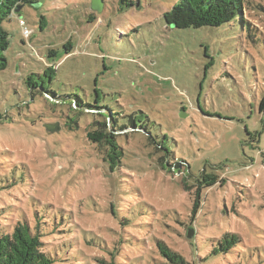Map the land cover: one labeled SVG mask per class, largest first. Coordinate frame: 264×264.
<instances>
[{"label": "rangeland", "instance_id": "rangeland-1", "mask_svg": "<svg viewBox=\"0 0 264 264\" xmlns=\"http://www.w3.org/2000/svg\"><path fill=\"white\" fill-rule=\"evenodd\" d=\"M101 1L93 21V0H39L4 22L0 235L41 223L55 264H109L121 236L116 264H174L158 242L187 264H264V0L200 29L166 24L179 0ZM32 74L60 99L29 89ZM75 98L123 114L112 169L84 130L107 111ZM37 111L53 116L45 134L14 128Z\"/></svg>", "mask_w": 264, "mask_h": 264}, {"label": "trees", "instance_id": "trees-1", "mask_svg": "<svg viewBox=\"0 0 264 264\" xmlns=\"http://www.w3.org/2000/svg\"><path fill=\"white\" fill-rule=\"evenodd\" d=\"M38 3L39 0H0V72L6 70L8 67L6 52L10 46L11 37L10 33L3 26L4 22L6 20L11 21L15 13H19L25 4L36 5ZM245 3V0H179L177 5L165 13L164 19L168 26H172L176 29H200L203 27L219 28L229 24L237 18H241L243 23H245L242 14L245 8ZM97 13V11L92 10L89 18H91L92 21L97 19ZM26 41L28 40L24 37L23 43L28 44ZM29 46H31V44H29ZM54 56L55 52L52 51L50 57ZM39 61L43 62L42 60ZM44 66L46 69L44 72L45 75L50 76V79H54L56 70L51 67L46 68L47 65L45 63ZM25 83L29 89L36 90V92L39 93L45 91L49 93L51 97L60 99L57 92L48 90L45 84L44 76L40 74H32L27 78ZM31 95L34 97L35 92H32ZM75 101L79 107H83L85 109L92 108L107 111L109 116L103 115L104 118H101L103 120L102 124L96 123L94 114L89 111H83L81 114L91 115L94 117L92 120L93 123L84 128L87 132L86 139L94 142L95 145H100L104 148L106 147L105 151H107V160H105L104 157L103 162L106 161L112 169L113 161L117 158L112 156L116 155L114 153V149H116L117 145L116 136L112 133V131H115L114 125L118 122L121 124L122 128L127 127V124L121 122L123 114L114 112L111 108H109V106L100 107L96 104L85 102L82 104V100L79 98H75ZM259 112L260 114H264V93L260 100ZM36 113V115L31 114L32 118H28L30 122L28 119H26L27 122L21 120L14 128L18 127L22 129V125H28L33 131H38L40 135L45 134L44 132H47L48 130L47 126L51 124L48 121L53 116H47L43 114L42 111H37ZM108 119L111 123L110 129H108L106 125V121ZM130 119L131 118L127 119L126 122ZM139 123H142L143 129L148 132V129L144 126V121H139ZM132 126L137 128L135 121L132 122ZM32 135L38 136L36 133H32ZM79 140H81L79 141L80 144L83 139L80 137ZM91 144L89 146L94 151L95 148ZM73 146H77V144H70L68 145V148ZM118 155L120 157L122 153H118ZM12 179H15V177ZM219 179L220 178L218 176H210L202 173L197 182L199 184L212 187L218 183ZM5 180L9 179L6 178ZM40 224L37 223L34 227H32L27 223V221H23L22 223H17L12 231L0 235V264H55L56 259L54 258V255L47 251V244L42 240L43 237H45V232H43L42 228L39 226ZM190 224L191 226L194 225L191 222ZM122 239L123 236H121V240L119 241L120 243L117 244V247H113L112 251H110L111 263L109 264H116V260L120 252L118 247H121V243L124 240ZM237 240L238 239L235 236L231 239V241L225 242L226 249L223 250L229 251L231 245H233ZM158 247L162 255H164L170 263L187 264L184 257L177 252L172 251L167 246L165 247L164 244L158 242ZM99 261L103 264L102 260Z\"/></svg>", "mask_w": 264, "mask_h": 264}, {"label": "built area", "instance_id": "built-area-1", "mask_svg": "<svg viewBox=\"0 0 264 264\" xmlns=\"http://www.w3.org/2000/svg\"><path fill=\"white\" fill-rule=\"evenodd\" d=\"M19 23H20V26L23 29L24 37L27 40H29L31 38L32 34H33V31L28 27L27 22L24 19L20 18L19 19Z\"/></svg>", "mask_w": 264, "mask_h": 264}, {"label": "water", "instance_id": "water-1", "mask_svg": "<svg viewBox=\"0 0 264 264\" xmlns=\"http://www.w3.org/2000/svg\"><path fill=\"white\" fill-rule=\"evenodd\" d=\"M103 8V3L101 0H93L92 9L99 12Z\"/></svg>", "mask_w": 264, "mask_h": 264}]
</instances>
